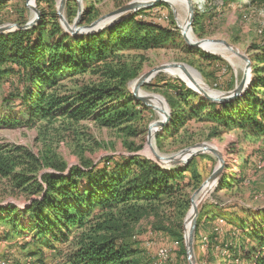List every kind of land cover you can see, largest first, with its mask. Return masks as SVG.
I'll return each mask as SVG.
<instances>
[{
  "label": "trees",
  "instance_id": "trees-1",
  "mask_svg": "<svg viewBox=\"0 0 264 264\" xmlns=\"http://www.w3.org/2000/svg\"><path fill=\"white\" fill-rule=\"evenodd\" d=\"M220 2L225 1L205 0V8L218 9L223 5ZM2 6L0 2V13ZM67 11L71 20L70 6ZM145 12L147 9H142L99 32L82 35L66 32L55 12H43L40 22L29 29L0 33V87L13 82L4 101L6 107L14 102L19 115L0 112V129L39 127L43 141L38 152L21 144L0 143V239L16 240L20 253L27 250L38 264H157L151 259L145 263L143 250L132 236L141 219L151 214L160 218L161 213L176 220L157 229L175 237L176 251L186 256L183 221L190 209L187 189L199 185L194 180L196 174L189 179L186 176L192 164L163 168L136 154L142 145L130 142L147 126L139 128L147 106L128 90L144 61L140 53L176 49L184 42L175 23L172 26L146 18ZM89 13L87 9L83 22ZM15 21L27 22L24 15ZM203 21L196 13V32ZM252 48L258 50L252 57L255 78L234 100L212 102L180 79L168 83L172 89L165 96L172 109L171 123L163 129L164 134H157L160 147L164 137H178L193 122L210 125L209 138L233 127L264 135V42ZM185 49L200 59L193 64L207 79L209 67L225 63L199 48L186 45ZM227 71H232L229 66ZM227 86L234 88L233 83ZM85 123L116 130L131 154L107 156L98 163L86 157L85 150L93 151L98 144L79 142L83 140L79 135H85L79 129ZM70 136L75 141L69 145L77 146L75 152L80 157L73 165L55 145V139ZM236 181L226 177L220 187H231ZM215 211L203 206L200 212L195 233L198 250L199 243H204L205 229L212 230V242L225 241L224 231L219 232L214 223ZM241 227L245 230L248 226L242 221ZM227 230L232 238L227 244L229 258L235 262L239 233L233 227ZM247 235L256 242L251 246L254 256L246 253L242 257L250 264H264V226L254 224Z\"/></svg>",
  "mask_w": 264,
  "mask_h": 264
},
{
  "label": "rangeland",
  "instance_id": "rangeland-1",
  "mask_svg": "<svg viewBox=\"0 0 264 264\" xmlns=\"http://www.w3.org/2000/svg\"><path fill=\"white\" fill-rule=\"evenodd\" d=\"M34 1V4L37 3L42 14L43 12L47 14L52 12L56 13L59 0ZM130 1L131 0H81L78 2V0H67L65 15L69 23L73 24L77 18L78 9L81 7L83 12L79 24L88 25L97 18L118 9ZM224 1V3L220 2L223 5L218 9L215 7H213L214 9L212 7V9L205 8V3L200 10L197 9V13H200L204 17V23L198 32L193 29V33L198 39H224L241 50V52L248 54L252 59V66L249 73L252 74L253 80V78H255L254 66L256 62L253 61L252 57L258 50L253 49L252 46L264 42V0H262L261 3H253L252 0ZM1 2L3 4L0 13L1 25L17 23L15 21L16 18L22 15L25 16L27 21L33 16V11L26 6V0H1ZM68 6L72 9L73 15L71 20H69L67 16ZM87 9H90V13L87 15L86 21L83 22L84 13ZM178 12L182 17L187 18V9L180 8ZM143 16L146 18H153L162 23H168L172 26L173 23H175L177 26L176 19H178V16H175L172 8L168 4L167 6L148 8ZM185 47L186 45L183 42L181 47L176 49H155L141 52L140 54L144 57V61L140 64L141 69L138 76L133 80H136L144 72L155 66L170 62H183L198 70L193 62L197 63L200 59H198V57L195 58L193 54L187 52ZM213 55L221 57L225 65L222 64L214 68L209 67L207 73L210 78L207 79L202 74L201 77L206 84L215 90L223 92L232 90L230 86H227L228 82L229 84L233 83L234 87L240 83L244 75L246 66L245 61L237 56L235 63L232 64L217 53ZM206 62L204 66L208 67L209 65ZM228 66L232 71H227ZM165 70L155 74V77L153 76L154 78L143 85L142 88L147 92L160 95L165 98L166 102L169 104L165 94L172 88L167 87L168 83L173 79L179 78L168 74ZM85 79H88V77ZM133 80L128 83L129 91H132L130 90V83ZM12 89L13 82H6L0 87V112L3 114H11V116H19L18 107L14 102L8 103L7 106L10 105L9 107L5 106L4 100ZM212 91L216 93L214 90ZM190 101L197 103L196 99H190ZM169 107L171 109L170 104ZM158 119H160V117H158L154 108L150 106H147V109H144L142 112V122L139 128L143 129L144 124H147V126H145L146 130L144 133L130 138V142H134L136 145H142V149L136 154H142L148 157L145 147L148 126L151 122ZM209 126L210 125L206 123L193 122L187 129H184L178 137H164L160 147L157 143V134H164L165 132L162 130L156 133L154 144L158 152L166 156L177 154L189 146L202 142L214 144L213 146L222 153L225 159V165L221 174V182L213 189L212 193L207 195V199L203 206L211 209L216 208L215 214L218 215H215L217 219L214 220V223L216 226H219V232L224 231L225 241L218 243L217 240L213 239L212 242L210 239L212 230L205 229L204 243H199V250L195 248L196 261L197 264H250L242 255L247 253L254 256L251 246H254L256 242H254L253 238L249 237L247 233L250 228L254 227V224L264 226V135H257V133L253 131L233 127L221 133L220 136L209 138ZM79 130L85 134L79 135V138H83V140L79 141L80 143L82 142L88 145L89 143L95 144L96 142L98 144L93 151L87 149L84 154L96 163L101 162V160L107 156L131 154L124 146V140L116 130L101 128L93 123H85L83 126H80ZM181 139L188 140L189 143H184ZM74 141L75 139L71 136L68 137L67 140L55 139L57 150L70 165L80 162V157L75 152L77 146L74 147L69 145L70 143L74 144ZM1 142L21 144L31 148L35 152H38L43 146V141L39 139V127L29 128L21 126L17 128L0 129V143ZM189 164H192V166L186 171V176L189 179L196 174L197 178L195 177L196 179L194 180L195 183H199L198 187H200L219 165V159L212 153H204L195 156ZM226 177H231L238 181L232 182L233 185L231 187H220L222 181ZM195 190L196 189H193L192 186L187 189L190 196ZM260 212H262L263 215H259ZM233 213L234 215H232ZM168 216V214L161 213L159 218L151 214L141 219L134 227L132 240L138 241L137 246L141 247L143 250L145 263L149 261V259L157 263L159 250L161 248H167L171 263L189 264L187 256L180 255L179 251H176L178 245L176 242L177 239L171 237L167 232L157 229V226L163 224L168 225L170 222L173 223L176 220ZM239 218H241L240 221H238ZM211 221H209L210 226L213 222ZM242 221L248 226L245 230L241 227ZM231 227L236 230V233H239L237 234L236 241L239 255H237L238 257L235 262H233L232 258H229V248L227 249V244H231L232 242V238L227 235V229ZM15 242L16 240L3 241L0 239V264H11V261L13 264H38L35 258L32 259V256L28 255L27 250L24 253H20L19 246L16 245ZM236 247L234 246L233 248ZM26 258L28 260L25 262ZM50 263H52V261Z\"/></svg>",
  "mask_w": 264,
  "mask_h": 264
},
{
  "label": "water",
  "instance_id": "water-1",
  "mask_svg": "<svg viewBox=\"0 0 264 264\" xmlns=\"http://www.w3.org/2000/svg\"><path fill=\"white\" fill-rule=\"evenodd\" d=\"M81 0H78L80 2ZM1 2V0H0ZM157 3H167L173 10L175 16H177V13L174 9V7L166 0H148V1H139V0H131L127 4L119 7L118 9L103 15L93 22H91L88 25H80L81 21V15H82V8L79 7L78 9V15L76 20L73 22V24H70L69 21L66 18L65 15V7L67 4V0H59L57 5V16L59 18V21L63 27V29L70 33L71 35H82V34H93L96 32H99L103 30L104 28L111 26L142 9H148L156 5ZM197 0H187V18L185 22V26L182 27L181 23L178 19L177 26L180 29L181 36L183 38V41L185 45L193 47V48H199L205 52L215 54L213 52L207 51L204 49L203 44H205L207 41H214L224 44L227 48H229L232 52L235 53L236 56L243 59L246 63L245 69H244V75L242 77V80L240 83H238L232 90L230 91H218L213 88H211L208 84L207 86L214 90L216 93H209L203 88L196 85L195 87H191L190 89L194 90L198 94H200L202 97L217 103H223L228 102L231 100H234L238 98L239 96L243 95L249 85L252 81V74L249 73L251 66H252V59L251 57L241 52L237 47L229 43L228 41L220 38H199L196 41H192L189 39L187 32L193 31V24L195 20V16L197 13ZM26 6L33 11V16L28 20L25 24H19V23H8L4 25H0V33H10L19 29H29L33 27L34 25L38 24L41 20L42 12L39 9L37 3L34 5H31L29 0H26ZM111 20L109 23L104 24V21ZM190 65L183 63V62H170V63H164L158 66L153 67L152 69L144 72L142 75H140L136 80L134 87L131 91V94L134 96L135 99L142 102L146 106H150L149 101L153 99V97L148 95H141L140 91L143 85L148 83V80L151 79L155 74L162 72L167 67H181L187 74L188 70L187 67ZM192 67V66H190ZM193 68V67H192ZM195 69V68H193ZM195 71L201 75V72H199L197 69ZM188 87V86H187ZM165 100V98H164ZM166 101V100H165ZM168 106V111L161 109L162 117L158 120H155L151 122L148 126V133L146 137V150L148 153V158L152 161L156 162L163 168H171L174 166H187L191 160L200 154L204 153H212L216 155L219 159V165L216 167V169L211 173V175L198 187L190 196V209L186 214V217L183 222V228H184V244L186 249V256L189 264H197L196 257H195V233L197 229V223L198 218L200 215V212L204 205V200L200 202V204L195 205V198L197 194L201 191L202 187L205 184H212L213 189L218 186V184L221 182V174L224 169L225 165V159L223 158V155L219 150L213 146L212 144H209L207 142L197 143L192 146H189L183 150H181L179 153L166 156V155H159L157 154L152 147L151 144V138L150 134L151 131L154 130L155 134L159 131H162L164 128H166L171 123V109L169 107V104L166 102ZM192 210V211H191ZM188 224V230L186 229V226Z\"/></svg>",
  "mask_w": 264,
  "mask_h": 264
},
{
  "label": "bare ground",
  "instance_id": "bare-ground-1",
  "mask_svg": "<svg viewBox=\"0 0 264 264\" xmlns=\"http://www.w3.org/2000/svg\"><path fill=\"white\" fill-rule=\"evenodd\" d=\"M139 1H148V0H139ZM169 3H171V5L174 7L179 22L181 23V26L184 27L185 26V22H186V18L182 17L179 14V9L180 8H185L187 9V0H166ZM198 2H200L201 0H197ZM31 5H34V0L29 1ZM34 14V13H32ZM111 20H106L104 21V24L109 23ZM187 35L189 37L190 40L192 41H196L198 40V37L194 35L193 31H188ZM203 47L205 50L210 51V52H214L217 53L221 56H223L224 58H226L230 63L234 64L237 56L235 55L234 52H232L229 48H227L224 44L219 43V42H214V41H207L205 44H203ZM165 70V69H164ZM163 70V71H164ZM188 73L187 74L181 67H171V68H167L165 71L172 75L175 76L177 78H179L180 80H182L189 88L191 87H195L196 85H198L199 87L203 88L204 90H206L209 93H213V91L207 86V84L205 83V81L203 80V78L201 77V75H199L195 69H193L192 67H187ZM155 77V76H154ZM154 77H152L151 79L148 80V82H150ZM135 84V80H133L130 83V90L133 89ZM141 95H148L153 97L152 100H150V107L154 108L156 114L158 115V117H162V112L161 109H164L166 111H168V106L166 104V101L164 100L163 97H161L160 95L157 94H153L150 92H147L145 90H143V88H141L140 91ZM155 131L152 130L151 134H150V138H151V144L153 147V150L159 154L162 155L158 152V150L155 147L154 144V139H155ZM214 145V144H213ZM218 147V146H217ZM219 148V147H218ZM203 189V190H202ZM201 191L197 194L196 198H195V205L200 204V202L202 200H204V198H207V195H209L210 193H212L213 191V185L208 183L206 185H204L202 187ZM192 211V210H191ZM188 224L186 226V229L188 230Z\"/></svg>",
  "mask_w": 264,
  "mask_h": 264
},
{
  "label": "built area",
  "instance_id": "built-area-1",
  "mask_svg": "<svg viewBox=\"0 0 264 264\" xmlns=\"http://www.w3.org/2000/svg\"><path fill=\"white\" fill-rule=\"evenodd\" d=\"M199 4H197V9H201V7L204 5L205 1L201 0L200 2H198ZM169 254H168V250L167 248H161L158 252V262L157 264H173L170 262L169 260Z\"/></svg>",
  "mask_w": 264,
  "mask_h": 264
}]
</instances>
